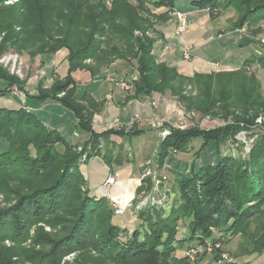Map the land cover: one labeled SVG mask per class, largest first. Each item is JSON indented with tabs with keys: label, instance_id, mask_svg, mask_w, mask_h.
<instances>
[{
	"label": "trees",
	"instance_id": "16d2710c",
	"mask_svg": "<svg viewBox=\"0 0 264 264\" xmlns=\"http://www.w3.org/2000/svg\"><path fill=\"white\" fill-rule=\"evenodd\" d=\"M8 1L0 0V60L10 50L33 59L58 57L63 52L58 62L69 72L67 76L57 73L48 88L40 83L37 95L25 93L20 101L12 96L14 88L25 92L24 82L0 63V100H5L0 103V193L15 199L14 204L0 209V264H14L17 255L32 264H45L46 260L60 264L59 256L91 251L108 264H200L202 256L219 259L224 250L210 255L206 247L220 244L223 237L241 240L244 255L264 254V133L257 136L248 158L236 159L222 154L221 146L239 127L181 129L164 123L156 128L170 131L158 148L159 168L174 151L185 153L186 146L198 139L203 142L201 149L214 142L220 158L200 169H196L198 158L190 163L186 175L178 176L180 198L168 212L165 207L133 210L141 225L131 234L115 221L113 203L91 191L80 168L94 158L112 166L111 146H119L114 138L147 131L132 126L97 133L93 120L104 102H97L84 88L82 93L75 73L105 78L103 70L122 61L136 66L138 74L128 99L169 93L187 113L234 118L247 126L262 118L264 130V88L250 69V61L233 71L193 76L159 61L153 54L155 44L163 39L158 26L179 12L176 0H19L12 6L5 4ZM190 2L196 9L208 10L213 21L224 9L235 8L240 17L234 28L250 29L255 38L260 33L256 26L264 23V0ZM30 100L60 104L73 113L77 127L88 138L69 144L57 129L33 114ZM80 145L82 152L77 151ZM85 155L87 160L80 161ZM145 185L152 183L143 181L137 195ZM42 224L62 227V236L52 241L50 251L23 249L31 228ZM181 229L184 238L179 237ZM7 241L14 246L6 248ZM35 242L43 244L38 237ZM200 247L204 251L194 262L187 251ZM181 250L185 251L183 257L178 255Z\"/></svg>",
	"mask_w": 264,
	"mask_h": 264
},
{
	"label": "rangeland",
	"instance_id": "374dc122",
	"mask_svg": "<svg viewBox=\"0 0 264 264\" xmlns=\"http://www.w3.org/2000/svg\"><path fill=\"white\" fill-rule=\"evenodd\" d=\"M18 2L19 0H11L6 2L5 4L8 6H12L14 4H17ZM108 6L109 8L111 7V2L108 3ZM176 6L181 11H183L184 9H182V7L185 6L186 8H189L191 6V2L190 0H176ZM207 17L210 20L209 12ZM239 17L240 16L235 8L231 7L226 10L224 9L222 11V16H220L221 23H223L225 27L224 29L234 28V25L239 20ZM256 28L260 30L259 31L260 33L256 38L258 39L260 45L264 49V23L261 26H256ZM252 30L254 31L255 29L252 28ZM1 39L2 37L0 38V42ZM184 49L183 51H181L180 59H183L185 63H189V61L184 59L183 57ZM162 52H163V48H161L160 50L154 49L153 54L159 59L160 55H162ZM59 54L60 56L58 57H61V55H64L65 53L60 52ZM11 56H13V60L9 61L6 59L5 61L1 62V60L5 58H10ZM3 57L4 58L0 60L1 65L4 68H6L8 71H10L11 74L18 75L22 80V83L24 82L25 84L24 87L25 92H21L17 88H14L12 97L14 99L18 98L20 101L25 99V93H29L32 96L37 95V88L40 83L43 82L44 85L48 88L52 86L57 73L59 75L67 76L69 72L68 67L64 64H60L58 62V57L53 55H42L33 59L26 53L19 54L14 50H10L6 54H4ZM252 58H253L252 51L250 50L248 51L247 49H239L238 53H235L234 60L235 62H240V65H242L244 61L251 60ZM179 64H180L179 65L180 68L184 67L182 63ZM168 66L172 67L171 65ZM261 66H264V63L261 64ZM124 67L130 70V72L127 73L128 74L127 78H129V76L131 77V75L134 74L133 72H135L134 70L136 69V66H129L125 64V62L119 61L110 69H108L109 72H107L108 70L107 71L105 69L103 70L106 71L105 74H107L105 78L112 77L121 80L125 72ZM119 68H121L120 79H119L120 76L119 77L116 76L118 75L117 72L120 70ZM213 68L214 67H212V69ZM257 70L259 74L258 79L260 80L264 88V67L262 69H257ZM76 77L78 80H80L78 82V85L82 89V93L85 90L88 91L90 88L88 89L84 88L85 90L82 88V85L86 83V80L84 78L87 76H85V73L82 72V74L77 75ZM105 78L101 79V83L98 85L99 87L98 90L99 92L101 91V93L106 92L108 88H115L117 86L115 82H109V83L106 82ZM123 81L127 83H131L130 79H128V81L127 80H123ZM165 96L168 99L172 97L169 93L166 94ZM173 100H175V98ZM0 103H5V100H0ZM30 104L33 107V114H35L48 127L52 129H57L69 144L82 143L81 139L76 136V133H78L81 137H84V133L82 130H80L77 127L78 123L72 112L66 110L60 104L53 102L51 100H47L45 102L42 101L40 102L38 100H30ZM182 111L183 114H181L178 118H176L172 122V125L176 128L181 127L182 129H187L193 126H198L205 130L214 129L216 127H232V126L241 128V130L239 129L238 132L236 133L234 132L235 135L232 138H229L227 142L223 146H221L222 154L233 156L236 159L248 158L249 153L251 151V147L256 141L257 136L264 133V130L261 128L262 126L261 124L263 122L262 118H259L256 121V124L247 126L244 124H238V122H236L234 118L224 119L218 117L214 118L210 116L203 117L201 114L197 112L187 113L184 108ZM156 118L159 121H161L160 124L164 123L157 116ZM260 120L261 123L259 122ZM157 122H155V124L159 123ZM157 127L158 126H154V128H152V130L155 131L154 134L137 135L136 137H131L129 139L121 138L122 140H118L119 141L118 145L120 146L121 144V148L123 152H125L123 159L127 158L128 161H130L131 158L135 157L136 162L141 164L140 166L141 172H143V170L150 165L149 168L155 171L156 174L162 173L167 178V180L163 181V183L158 186L159 187L158 189L154 188L153 185L151 186L145 185V188L142 190L140 195H137V199L139 200H137L136 202V203H140V201H143V205L145 206L142 209L137 210L136 212L151 210V208L153 207H157V208L165 207V210L168 212L171 206H174L180 198L179 197L180 194L178 190V182H177L178 176L180 175L182 176L183 174L186 175V171L190 163L198 158L199 161L196 165V169H200L201 167H207L213 163H217L220 158L217 145L214 142H211L208 146L201 149V146L203 144L202 140L200 139L193 140L192 142H190V144L186 146L185 153L178 152L177 154L170 155L171 161H169V163L167 162V166L169 167H167L165 164L164 166H166L167 169L163 171L162 168H159L160 158H159L158 148L159 145L164 140V138L162 137L161 132H158L156 130ZM63 148L64 147L61 146L59 149L63 150ZM200 149L201 152L199 158L197 157V153ZM77 151L82 152L81 145L78 147ZM83 157L84 156H82V158ZM82 158L80 159V161L82 160ZM95 162L96 163H93V169H92L93 177L96 178L99 182H104L105 179L109 176L110 172L108 169L103 168V165H101L98 161ZM105 165L107 166V164ZM128 167H130V165ZM84 170L86 171V169ZM149 180L152 183V179L149 178ZM14 203H15L14 196H7L4 195L3 193H0V209L9 207ZM128 210L130 209L129 208L125 209V213L122 216H115V221L119 225H121L124 231H126L127 233L129 232L131 234L136 228H139V226L141 225V221H139V218H137L136 216H131L132 212ZM130 216L131 219H129ZM62 229H63L62 227H57L55 229H52L48 225H43V224L37 227H32L30 231L29 239L27 240L26 243L23 244L22 248L30 251L32 249H36L37 251L39 250L50 251L52 249L51 248L52 241L62 236L63 234ZM39 230H40V234L38 232ZM184 235H185V230L181 229L179 237L184 238ZM37 237H38V241L42 240L43 244H41V242H35V239ZM45 237H48V242L45 240ZM222 240L220 242L221 250H224L225 253L229 256V260L226 264H250L254 260H255L254 264H264V254L259 256L244 255L242 250L239 248V245L241 244L240 243L241 240H238V238L229 237L227 239L223 237ZM4 246L6 248H12L14 244L7 241L5 242ZM201 251H204V248L201 247ZM178 255L180 257H183L185 255V251L184 250L179 251ZM206 257L208 256H202V258L207 259L206 261H209L210 264H216V261H214L213 259L209 260V258ZM59 258H61L59 260L60 264H108L105 260H102L97 253L92 251L86 253L76 252L68 256H59ZM196 258H194L193 260L194 262H197ZM13 261L14 264H32L29 262V260H22L21 258H19L18 255L13 259ZM46 261L45 264L50 263Z\"/></svg>",
	"mask_w": 264,
	"mask_h": 264
},
{
	"label": "crops",
	"instance_id": "0c3cea01",
	"mask_svg": "<svg viewBox=\"0 0 264 264\" xmlns=\"http://www.w3.org/2000/svg\"><path fill=\"white\" fill-rule=\"evenodd\" d=\"M182 9L184 10L181 11L176 7V10L187 16L189 23L188 31L182 37L175 34L176 19L174 15H172V19L169 22L158 26V31L163 36V39H159L155 44V50L163 48L162 55L159 54V61L165 64L167 63V65H171L172 67H177L179 72L185 76H193L196 73H209L219 70L233 71L250 61V69L256 73L259 78L257 69H262L264 67L261 66V64L264 63V49L260 45L258 39L251 35L246 28L224 29L225 27L224 24L221 23V18L214 21L211 18L210 20L208 19V10H199L192 6L189 8L183 6ZM185 47H192L193 49L191 59L188 60L189 63H185L183 59H180L181 51H183ZM239 49L252 51L253 58L244 61L242 65H240V62H235V53H238ZM179 63H182L184 67L180 68ZM211 66L214 68L212 69ZM119 69L120 70L117 72L118 75H116L117 77L120 76L121 68ZM124 69L126 73L124 72L123 78L120 76L119 79L121 78V80L117 79L118 81H128V79H130V81L136 80L138 77L136 72H133L134 74L127 78V73H129L130 70L126 67H124ZM105 72L104 75L106 77L107 74H105ZM107 72H109V70ZM84 73L87 77L84 78L86 83L82 85V88H90L88 91L92 97L97 102H104V107L94 116L93 120V128L97 133L107 131L110 129L113 121L118 119L127 130L135 126V130L137 131H147V133H142L141 135L154 134L155 131L152 130V128H154L156 124L154 121L151 122V119L155 118L157 122V116L162 122L172 125V122L183 114V108L177 98H175V101L173 97L168 99L166 96L153 94L151 97L139 100L128 99V96L132 94V90H124L118 84L115 88H108L106 92L101 93V91L99 92L98 90V85L103 78L92 79L89 73ZM80 74H82V72L74 74L77 82L80 80H78L76 76ZM105 80L108 82L107 78H105ZM137 116L139 120H135ZM158 122L160 124L161 121L158 120ZM76 136L79 137L82 142L88 138L87 134L81 137L76 133ZM125 138L129 139L131 136ZM114 139L117 141L116 143L118 145V140L124 138L121 139L120 137H116ZM111 149L113 155V159H111L112 166H106L100 158H94L87 163H81L80 168L85 178L88 180L89 188L94 194L106 197L113 203L114 207L127 209L128 205L136 198L137 190L141 184V164L136 162L135 157L131 158L130 161H128L127 158L123 159L125 152H123L121 147L114 146L113 144ZM95 161H98L103 165V168L108 169L110 172L104 182H99L93 177L92 169L93 163H96ZM169 161H171L170 157L167 162L169 163ZM129 165L130 167H128ZM84 169H86V171ZM112 176L114 177V185L106 186L107 179ZM128 211H131L132 215L135 216L133 210L130 209ZM131 216L129 219H131ZM206 258H209V260L213 259L211 256ZM200 260V264H210L205 258H201ZM254 261L250 264H254Z\"/></svg>",
	"mask_w": 264,
	"mask_h": 264
},
{
	"label": "built area",
	"instance_id": "2783aa9c",
	"mask_svg": "<svg viewBox=\"0 0 264 264\" xmlns=\"http://www.w3.org/2000/svg\"><path fill=\"white\" fill-rule=\"evenodd\" d=\"M174 17L176 19V30H175V34L177 36H183L187 31H188V27H189V23H188V19H187V16L182 13V12H176L174 13ZM192 47H188V48H185L184 49V52H183V57L184 59L186 60H190L191 59V55H192ZM4 58V57H3ZM2 58V59H3ZM13 60V56H11L10 58H5L3 60H1V62L5 61V60ZM17 59V57H16ZM8 61V62H9ZM18 76V75H17ZM108 82H115L116 84H118L122 89L124 90H133V85L131 84L132 81H130L131 83H127L125 81H118L117 79L115 78H112V77H108L107 78ZM155 105V104H154ZM135 120H139V117H135ZM156 122L155 118L154 119H151V122ZM261 123V120L259 121ZM158 123V122H157ZM155 125V124H154ZM163 124H156V126H158L157 128L159 127H162ZM113 128V129H117V130H121L123 128H125L118 119H115L110 127V129ZM181 128V127H180ZM182 129V128H181ZM170 134V131L168 129H165L161 132V135L162 137L165 139L168 135ZM178 152L177 151H174L173 154H177ZM87 160V157L86 155L82 158V162H85ZM150 166V165H149ZM149 166L143 170L142 172V175H141V184L140 186H142L143 184V181H146L148 180L149 178L152 179V185L154 186V188H159L158 186L161 185L163 183V181L167 180L166 176L164 174H156L155 171H153L151 168H149ZM167 166V164H166ZM164 166L162 168L163 171H165L167 169V167L169 166ZM114 185V177H110L109 179H107L106 181V186H113ZM136 199V202L137 198ZM134 201H132L129 205H128V208L134 210V211H137V210H140L142 209L145 205H143V201H140V203H136ZM125 213V208H122V207H116L115 206V214L117 216H122L124 215ZM218 249H221V245L220 244H217V245H214V244H209L207 245L206 247V252L210 255H213L216 250ZM200 253H202L201 251V247L198 249V250H190V251H187V255L188 256H191V258L194 260V258L199 255ZM229 260V256L224 252L222 251L220 254H219V259L216 261V264H226Z\"/></svg>",
	"mask_w": 264,
	"mask_h": 264
}]
</instances>
